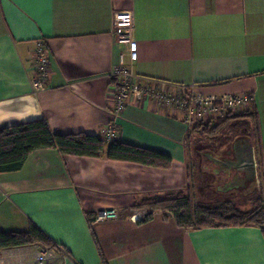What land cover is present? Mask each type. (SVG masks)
I'll list each match as a JSON object with an SVG mask.
<instances>
[{
    "label": "crops",
    "instance_id": "0c3cea01",
    "mask_svg": "<svg viewBox=\"0 0 264 264\" xmlns=\"http://www.w3.org/2000/svg\"><path fill=\"white\" fill-rule=\"evenodd\" d=\"M125 10L133 16L136 75L252 98L245 121L257 127L248 140L254 180L222 168L237 159L233 143H209L198 168L217 194L262 187L264 198V0H0V128L44 119L53 133L99 135L114 121L115 139L172 159L163 170L36 150L19 171L0 174V230L23 232L33 223L66 253L55 264H264L258 227L185 230L171 215L155 212L138 223L126 212L144 198L184 192L189 162L187 127L168 112L133 100L113 117L110 72L122 50L113 17ZM38 42L47 48L49 74L33 94ZM103 208L119 218L94 222ZM38 247L0 250V264L31 262Z\"/></svg>",
    "mask_w": 264,
    "mask_h": 264
},
{
    "label": "trees",
    "instance_id": "16d2710c",
    "mask_svg": "<svg viewBox=\"0 0 264 264\" xmlns=\"http://www.w3.org/2000/svg\"><path fill=\"white\" fill-rule=\"evenodd\" d=\"M251 111L222 119L206 120L196 124L187 133V139L195 135L198 139L193 144L194 156L201 158L208 145H202L200 138L210 144L222 142L223 131L234 129V140L244 138L252 142L257 134V127L252 130L245 121L252 118ZM215 123L214 125H212ZM237 130V131H236ZM232 131V130H231ZM229 144V143H228ZM40 149H54L61 156L99 159L125 162L145 167L168 170L172 159L168 155L145 148L125 144L117 139L105 142L102 136L85 133H53L44 119L29 121L0 128V174L19 171L27 157ZM188 177V176H187ZM203 194V192H199ZM131 210H144L145 216L138 223L152 219L155 212L169 213L175 224L182 229L191 230L218 226H254L262 231L264 239V198L261 196L251 211H244L229 202L221 205L193 203L192 197L183 192L169 193L161 199H142ZM38 245L43 248H59L41 229L30 223L23 232L0 230V250Z\"/></svg>",
    "mask_w": 264,
    "mask_h": 264
},
{
    "label": "built area",
    "instance_id": "2783aa9c",
    "mask_svg": "<svg viewBox=\"0 0 264 264\" xmlns=\"http://www.w3.org/2000/svg\"><path fill=\"white\" fill-rule=\"evenodd\" d=\"M114 25L119 27L115 41L122 47L117 62L110 72L113 83V117L117 118L133 100L141 104H151L158 112H168L177 118L190 131L196 124L206 120L222 119L249 111L252 98L247 94L209 95L200 91L195 84H169L136 75L131 64L137 60L133 39V16L131 11H117L113 17ZM34 76L31 78L33 94L43 91L49 74V57L42 42L36 44L32 59ZM100 135L105 142L115 140L114 121L106 125ZM115 209L103 208L95 214L94 222L117 220ZM57 253L66 255L60 248L38 250L31 262L20 264H55Z\"/></svg>",
    "mask_w": 264,
    "mask_h": 264
},
{
    "label": "rangeland",
    "instance_id": "374dc122",
    "mask_svg": "<svg viewBox=\"0 0 264 264\" xmlns=\"http://www.w3.org/2000/svg\"><path fill=\"white\" fill-rule=\"evenodd\" d=\"M235 116V115H231ZM252 123V120L248 121ZM213 123L212 125H214ZM232 130V131H231ZM234 129H225L223 133L225 132L224 135H222V142L224 143H234L236 140H234V134L236 133L233 131ZM237 131V130H236ZM198 138L195 135H191L187 139V153H188V162H189V168H188V182H187V188L183 192L184 194H189L192 197L193 203H202V204H210V205H221L225 202H229L232 206L238 207L239 209H243L244 211H251L252 208L254 207L256 200L259 197H263V190L262 187L254 189V191L247 192V193H242V194H229V195H221L217 194L214 191V181L213 178L210 177V174H206L208 176H203L204 174L199 171L198 164L200 158L197 156H194V151L192 149V146ZM200 143L202 145H209V142L206 141L203 138L199 139ZM211 149V145L209 146ZM213 151H217V149L214 147L212 149ZM204 187H210L212 189L208 190L205 192V197H203L201 194L198 192V188H204ZM166 196V195H165ZM164 196V197H165ZM201 196L203 198H201ZM161 197V198H164ZM161 198H150V199H161ZM145 199V198H144ZM140 201L135 202V204H138ZM134 204V205H135ZM133 205V206H134ZM132 206V207H133ZM132 207L129 209H126V212H128L131 215L137 216L138 220H142L143 217L145 216V211L144 210H131ZM160 212V211H159ZM162 213V212H160ZM163 214V213H162ZM167 214V215H166ZM170 215L169 213L163 214V218H167V216Z\"/></svg>",
    "mask_w": 264,
    "mask_h": 264
},
{
    "label": "water",
    "instance_id": "95a60500",
    "mask_svg": "<svg viewBox=\"0 0 264 264\" xmlns=\"http://www.w3.org/2000/svg\"><path fill=\"white\" fill-rule=\"evenodd\" d=\"M237 144L240 145V148L236 147ZM233 148L237 157L236 161L225 160L220 163L222 168H224L226 173H229L232 169L239 170L245 174L246 179L249 181L254 180L256 171L255 161L249 141L244 138H239L233 143ZM237 153L240 154L237 155Z\"/></svg>",
    "mask_w": 264,
    "mask_h": 264
}]
</instances>
